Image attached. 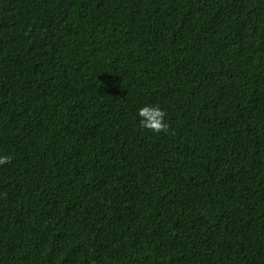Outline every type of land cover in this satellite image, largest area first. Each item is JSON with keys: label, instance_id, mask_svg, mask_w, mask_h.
<instances>
[{"label": "trees", "instance_id": "16d2710c", "mask_svg": "<svg viewBox=\"0 0 264 264\" xmlns=\"http://www.w3.org/2000/svg\"><path fill=\"white\" fill-rule=\"evenodd\" d=\"M0 264H264V0H0Z\"/></svg>", "mask_w": 264, "mask_h": 264}]
</instances>
